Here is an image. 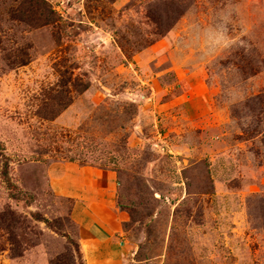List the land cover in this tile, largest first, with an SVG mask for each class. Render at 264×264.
<instances>
[{"label": "rangeland", "instance_id": "374dc122", "mask_svg": "<svg viewBox=\"0 0 264 264\" xmlns=\"http://www.w3.org/2000/svg\"><path fill=\"white\" fill-rule=\"evenodd\" d=\"M0 264H85L64 163L112 171L125 257L264 264V0H0Z\"/></svg>", "mask_w": 264, "mask_h": 264}, {"label": "crops", "instance_id": "0c3cea01", "mask_svg": "<svg viewBox=\"0 0 264 264\" xmlns=\"http://www.w3.org/2000/svg\"><path fill=\"white\" fill-rule=\"evenodd\" d=\"M53 187L73 201L71 218L81 230L79 244L85 264H113L127 253L121 237L124 211L112 171L64 163L55 170Z\"/></svg>", "mask_w": 264, "mask_h": 264}, {"label": "trees", "instance_id": "16d2710c", "mask_svg": "<svg viewBox=\"0 0 264 264\" xmlns=\"http://www.w3.org/2000/svg\"><path fill=\"white\" fill-rule=\"evenodd\" d=\"M2 144L0 143V154H1V152H2Z\"/></svg>", "mask_w": 264, "mask_h": 264}]
</instances>
